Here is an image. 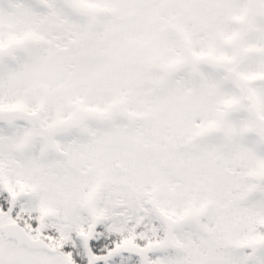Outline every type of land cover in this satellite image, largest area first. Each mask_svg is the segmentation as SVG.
<instances>
[{"label":"snow or ice","instance_id":"1","mask_svg":"<svg viewBox=\"0 0 264 264\" xmlns=\"http://www.w3.org/2000/svg\"><path fill=\"white\" fill-rule=\"evenodd\" d=\"M0 264H264V0H0Z\"/></svg>","mask_w":264,"mask_h":264}]
</instances>
